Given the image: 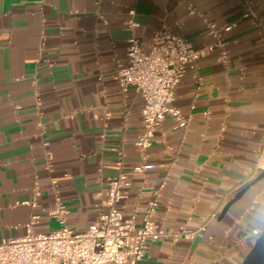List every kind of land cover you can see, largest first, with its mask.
<instances>
[{
	"label": "crops",
	"instance_id": "0c3cea01",
	"mask_svg": "<svg viewBox=\"0 0 264 264\" xmlns=\"http://www.w3.org/2000/svg\"><path fill=\"white\" fill-rule=\"evenodd\" d=\"M246 3L264 21V0H0L2 236L86 230L107 210V181L140 163L144 98L116 78L133 35L144 50L163 30L201 47ZM224 38L230 61L215 50L187 69L174 102L187 126L166 117L147 151L155 167L131 173L119 203L138 225L153 202L163 228L209 220L194 239L150 242L138 264H241L264 228V179L221 216L264 170V37L245 20Z\"/></svg>",
	"mask_w": 264,
	"mask_h": 264
},
{
	"label": "built area",
	"instance_id": "2783aa9c",
	"mask_svg": "<svg viewBox=\"0 0 264 264\" xmlns=\"http://www.w3.org/2000/svg\"><path fill=\"white\" fill-rule=\"evenodd\" d=\"M245 20L256 26L264 37V21L250 3L245 4L239 19L223 26L210 24L207 32L213 41L201 47L181 34L163 30L154 35L150 48L144 50L140 37L133 35L129 39L128 62L117 65L116 78L120 87H134L144 98L143 129L136 141L140 163L131 172L122 171L107 181L103 192L107 210L84 231L62 225L49 233L29 231L22 237L5 238L0 228V264H138L150 242L163 239L178 242L197 237L205 229L209 217H203L197 229L163 228L151 218L157 206L153 202L138 225L135 216L123 214L119 203L127 196L130 174L144 173L155 167L147 161V151L166 117L172 116L177 128L187 126V117L174 105L177 86L187 69L195 68L200 59L215 50L219 51L220 59L228 63L230 54L224 35ZM136 26V22H128L131 29ZM263 163L264 156L260 155L257 166L262 168ZM63 212L62 208L54 211L62 223ZM253 233L257 237L261 235L259 229H254Z\"/></svg>",
	"mask_w": 264,
	"mask_h": 264
},
{
	"label": "water",
	"instance_id": "95a60500",
	"mask_svg": "<svg viewBox=\"0 0 264 264\" xmlns=\"http://www.w3.org/2000/svg\"><path fill=\"white\" fill-rule=\"evenodd\" d=\"M262 179H264V170L235 195V197L225 206L221 216L227 212L232 204H234L238 199L242 198V196L252 185L256 184ZM241 264H264V228L261 232V235L256 239L254 246L246 255Z\"/></svg>",
	"mask_w": 264,
	"mask_h": 264
}]
</instances>
